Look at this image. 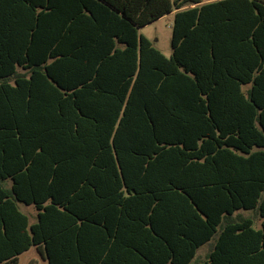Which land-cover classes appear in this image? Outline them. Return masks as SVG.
Instances as JSON below:
<instances>
[{
  "label": "trees",
  "instance_id": "16d2710c",
  "mask_svg": "<svg viewBox=\"0 0 264 264\" xmlns=\"http://www.w3.org/2000/svg\"><path fill=\"white\" fill-rule=\"evenodd\" d=\"M34 247L264 264V3L0 0V264Z\"/></svg>",
  "mask_w": 264,
  "mask_h": 264
},
{
  "label": "rangeland",
  "instance_id": "374dc122",
  "mask_svg": "<svg viewBox=\"0 0 264 264\" xmlns=\"http://www.w3.org/2000/svg\"><path fill=\"white\" fill-rule=\"evenodd\" d=\"M203 1L209 2L210 0ZM173 22L174 13L164 16L141 30L142 33L153 42L155 47H157L167 57L172 55ZM20 209L24 213L31 216L32 222L36 221L37 212L34 206L20 204ZM206 249L201 250V254H204ZM19 264H46V261L34 247L20 256Z\"/></svg>",
  "mask_w": 264,
  "mask_h": 264
},
{
  "label": "crops",
  "instance_id": "0c3cea01",
  "mask_svg": "<svg viewBox=\"0 0 264 264\" xmlns=\"http://www.w3.org/2000/svg\"><path fill=\"white\" fill-rule=\"evenodd\" d=\"M203 249H206V252L204 254H201V250H203ZM208 253H209V246L208 245H205V246H203L202 248L199 249L198 256H200L202 258H205Z\"/></svg>",
  "mask_w": 264,
  "mask_h": 264
},
{
  "label": "snow or ice",
  "instance_id": "6c2138e0",
  "mask_svg": "<svg viewBox=\"0 0 264 264\" xmlns=\"http://www.w3.org/2000/svg\"><path fill=\"white\" fill-rule=\"evenodd\" d=\"M260 3H264V0H259ZM51 9H48V11H50ZM257 13L260 14V9L257 8ZM42 150V149H41Z\"/></svg>",
  "mask_w": 264,
  "mask_h": 264
},
{
  "label": "water",
  "instance_id": "95a60500",
  "mask_svg": "<svg viewBox=\"0 0 264 264\" xmlns=\"http://www.w3.org/2000/svg\"><path fill=\"white\" fill-rule=\"evenodd\" d=\"M143 29V28H142Z\"/></svg>",
  "mask_w": 264,
  "mask_h": 264
}]
</instances>
